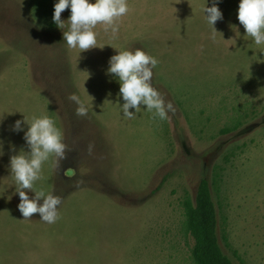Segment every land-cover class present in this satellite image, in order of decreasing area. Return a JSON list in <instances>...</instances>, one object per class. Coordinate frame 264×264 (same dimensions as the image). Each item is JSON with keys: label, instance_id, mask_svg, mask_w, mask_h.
<instances>
[{"label": "rangeland", "instance_id": "374dc122", "mask_svg": "<svg viewBox=\"0 0 264 264\" xmlns=\"http://www.w3.org/2000/svg\"><path fill=\"white\" fill-rule=\"evenodd\" d=\"M239 2L221 0L216 32L203 11L212 0H128L118 34L98 24L104 48L80 53L63 41L70 9L60 29L49 0H0V264H195L183 200L202 180L216 182L223 253L264 264V45L245 35ZM137 48L158 60L152 86L175 109L164 120L144 106L125 117L106 74L113 55ZM24 116L53 119L66 145L34 183L62 198L52 224L18 209L9 164L30 150L12 131Z\"/></svg>", "mask_w": 264, "mask_h": 264}, {"label": "clouds", "instance_id": "9594fccd", "mask_svg": "<svg viewBox=\"0 0 264 264\" xmlns=\"http://www.w3.org/2000/svg\"><path fill=\"white\" fill-rule=\"evenodd\" d=\"M221 0H212V6L207 4L203 11L208 24L215 29L217 21L223 19V13L218 7ZM70 9V28L63 32V41L69 48H79L80 53L93 49H103L98 46L97 34L93 30L98 24L105 26V31L111 30L113 36L119 32L117 21L127 15L128 0H57L54 4L53 22L61 29L63 20L61 13ZM237 18L245 29V35L253 39L256 45H264V0H240ZM217 32V31H216ZM113 48V47H112ZM158 60L137 48L118 51L109 60L106 74L112 76L120 85L118 95L123 99V115L129 119L140 110L141 106L147 111H153L161 120L167 118L169 112L175 109L171 103L165 105L160 92L152 86L153 69ZM78 105L77 114L87 115L86 107L75 95L69 97ZM135 109V112L129 111ZM27 124V130L23 125ZM12 131L24 132L29 151L21 149L18 154L10 157L9 168L14 174L20 203L18 209L24 219H30L33 214L39 213L40 220L49 224L59 219L58 206L62 198L58 195L47 194L43 191L35 192L34 183L41 179L42 166L50 157L64 159L66 145L62 142V132L55 121L48 116L34 118L30 123L24 116L23 120L15 121ZM14 148V146H13ZM4 142L0 140V157L4 155ZM30 190L35 193L29 198ZM43 199V203L39 201Z\"/></svg>", "mask_w": 264, "mask_h": 264}, {"label": "trees", "instance_id": "16d2710c", "mask_svg": "<svg viewBox=\"0 0 264 264\" xmlns=\"http://www.w3.org/2000/svg\"><path fill=\"white\" fill-rule=\"evenodd\" d=\"M56 2L57 0H49L53 13ZM233 131L234 128H225L220 133L227 135ZM214 183L216 182L202 180L195 199L185 196L183 200L184 230L193 239L191 257L195 264H235L219 245L217 209L211 190Z\"/></svg>", "mask_w": 264, "mask_h": 264}]
</instances>
